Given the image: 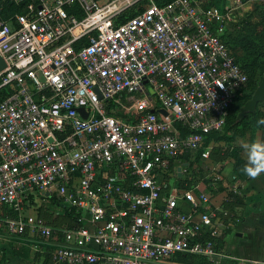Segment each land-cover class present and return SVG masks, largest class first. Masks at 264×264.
Instances as JSON below:
<instances>
[{
  "label": "built area",
  "instance_id": "1",
  "mask_svg": "<svg viewBox=\"0 0 264 264\" xmlns=\"http://www.w3.org/2000/svg\"><path fill=\"white\" fill-rule=\"evenodd\" d=\"M107 7L0 0V88L8 89L0 230L39 237L48 264H166L176 254L212 261L221 228L210 194L170 189L159 177L172 162L185 172L180 155L222 129L248 81L224 40L228 12L197 0L151 1L116 22L122 13ZM124 97L133 103L119 116L114 105ZM209 154L208 144L201 157ZM35 189L59 200L54 215L73 210L80 224L60 231L25 213Z\"/></svg>",
  "mask_w": 264,
  "mask_h": 264
},
{
  "label": "crops",
  "instance_id": "2",
  "mask_svg": "<svg viewBox=\"0 0 264 264\" xmlns=\"http://www.w3.org/2000/svg\"><path fill=\"white\" fill-rule=\"evenodd\" d=\"M260 104L258 114L251 117L244 129L233 134L232 138L209 142L210 154L213 147L218 149L213 157L209 154L210 157L202 158L210 168L208 172L200 169L197 173L201 176L195 184L188 186L186 183L187 188H177L180 192L192 193L196 189L210 194L209 204L217 217L215 224L221 228L217 244L219 255L210 261L176 254L169 257L166 264H264V104ZM176 175L185 176L183 173ZM183 208L189 209V206L184 203ZM22 242L33 251L32 255L23 251L9 252L4 259L0 258V262L49 263L50 247L39 237L27 232Z\"/></svg>",
  "mask_w": 264,
  "mask_h": 264
},
{
  "label": "rangeland",
  "instance_id": "3",
  "mask_svg": "<svg viewBox=\"0 0 264 264\" xmlns=\"http://www.w3.org/2000/svg\"><path fill=\"white\" fill-rule=\"evenodd\" d=\"M128 1H133L130 4ZM151 1L154 2V0H99V4L102 6H105V9H107V5H109L110 10L116 9L120 10L121 13L124 14H135L139 12L141 9H143L145 6H147ZM203 5L207 4H214L221 8H224L228 12L227 16V27L226 29L228 32L232 33L233 31H248V28L246 25V21L250 20L251 22L259 21L261 18V12L264 14V0H197ZM109 9V8H108ZM246 24V25H245ZM245 25V26H244ZM260 28V27H259ZM232 49L238 51V55L242 53V48L232 45ZM260 61H263L260 58ZM261 78V75L258 70L253 71L250 75L249 83L247 84V88L245 89L243 95H250L257 84L259 83ZM133 103L132 98H122L121 103L114 105V112L117 115H126L128 113L127 107H129ZM263 105L264 102H260ZM237 113V108H234L232 111V117L231 119H234L235 115ZM236 130L239 129L242 130L243 126L241 124H238L236 127ZM224 130V128H223ZM236 132V131H235ZM237 133V132H236ZM219 136V135H218ZM223 134L221 135V137ZM218 149V147H213L211 156L213 153ZM199 151V150H198ZM209 155V157H210ZM213 157V156H212ZM191 158V156H190ZM191 166L188 170H185L183 174L188 173L190 170L192 171L191 174L187 175V180H192L195 178H200L201 175H199L197 172L201 169V171L208 172L210 169L206 162L202 160L200 157V152H196L194 155L193 160H191ZM160 183L162 185L166 184L169 187L172 188H181L183 186H186V188L189 186V181H186L182 183V181L178 180L173 175V169H168L165 172H162L160 177ZM188 183V186L187 184ZM195 195L198 194V191L196 189L193 190ZM57 205L56 202H53L50 198L45 199L42 194L35 189L33 192L29 193L27 195V198L25 199L24 203V211L25 213H31L36 215H41L50 225L53 227H56V229H61L66 224V217H60L54 215V208ZM5 228H2L0 230V258L4 259L6 256V253H15V252H24L27 255H32L33 251L27 246L24 245L22 242V239L24 238L25 234H16V233H9L5 232Z\"/></svg>",
  "mask_w": 264,
  "mask_h": 264
},
{
  "label": "trees",
  "instance_id": "4",
  "mask_svg": "<svg viewBox=\"0 0 264 264\" xmlns=\"http://www.w3.org/2000/svg\"><path fill=\"white\" fill-rule=\"evenodd\" d=\"M169 1H171V0H154V2L156 4H159V5L165 4ZM207 5H214V4H207ZM76 15L81 16L82 14L80 12H77ZM131 15H133V13H131L129 15L122 13L121 15H119L116 22H122L127 18V16H131ZM246 24L245 25L248 27V28H246V29H248V31H246V32L243 30V31H233L232 33H230V32H228V30H226V33L224 35V40L231 49H232V45H235V46L242 48V53L240 55H238L237 50H234V49H232V50L236 56V60H237L238 64L240 65L241 69L246 73V75L248 77V81L238 91V94L234 98V101H233V103L229 109V113L226 117V121H225V124L223 125L222 129L219 131L211 132L208 135H206L205 142L203 143V146L198 149L199 151L197 150V151L192 152V153L187 152V153L180 155V157H179L180 161L188 163L185 166L186 170H188L190 168L191 163H192L191 160H193L195 153L200 152V157H201V152L209 144V142L211 140H214V139L220 140V139L232 138L233 134H236V132L238 133L241 131L240 129L237 131L235 128L238 124H241V126H243L242 129H244V127L247 125V123L251 120V117H254L258 114V105L260 102L257 104L255 112L247 113L241 121L236 122L237 113H236L234 119H231L233 109L237 108V112H238L239 107L247 99H249L251 94H252L251 93L250 95H243L245 89L247 88V84L249 83L251 73H253V71H255V70H258L260 75H262V73L264 71V14L261 12V18L259 19V21L251 22L250 20H248V21H246ZM260 58L263 61H260ZM7 93H8V89L1 87L0 88V100L5 95H7ZM119 116H121V115H119ZM123 116H125V115H123ZM223 128H224V130H223ZM227 132H229V133H227ZM222 134H223V136L221 137ZM190 156H191V158H190ZM171 164L172 165H171L170 169H173V175L178 180L182 181V183L186 182L187 181V175L191 174L192 171L190 170L188 173H186L187 175L185 174L184 178L177 177L176 173L174 172V168H173V165L176 164V162H174V163L172 162ZM198 179L199 178H196V176H195L193 181L189 180L190 181L189 186L191 184H195ZM50 199L53 200V202H56L57 205L60 204L59 200H57L55 196L50 197ZM60 216L61 217L64 216L67 218L66 224L69 227L78 223L77 222L78 214H75V212L73 210L70 212L65 210L64 213L60 214ZM79 224L80 223H78V225ZM185 256L191 257L192 255L185 254ZM198 258H196V259H198ZM198 260H200V259H198Z\"/></svg>",
  "mask_w": 264,
  "mask_h": 264
},
{
  "label": "water",
  "instance_id": "5",
  "mask_svg": "<svg viewBox=\"0 0 264 264\" xmlns=\"http://www.w3.org/2000/svg\"><path fill=\"white\" fill-rule=\"evenodd\" d=\"M5 67V62L0 56V71ZM261 101H264V71L261 75L260 81L253 90L249 99H247L238 109L236 115V122L241 121L247 113H253L256 110L257 104ZM155 109H151L154 111ZM157 111L166 114V111L163 108H157ZM77 111L83 114L86 117V110L83 107H78ZM187 162H184L183 165H187ZM177 173L180 175L181 166H178Z\"/></svg>",
  "mask_w": 264,
  "mask_h": 264
}]
</instances>
